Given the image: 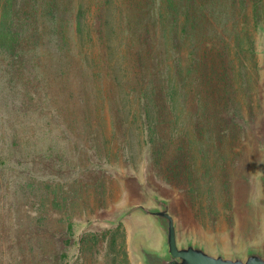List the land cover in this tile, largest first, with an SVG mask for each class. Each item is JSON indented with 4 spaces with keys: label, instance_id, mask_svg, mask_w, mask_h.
<instances>
[{
    "label": "rangeland",
    "instance_id": "rangeland-1",
    "mask_svg": "<svg viewBox=\"0 0 264 264\" xmlns=\"http://www.w3.org/2000/svg\"><path fill=\"white\" fill-rule=\"evenodd\" d=\"M62 2L69 9L63 19L91 34H76L67 60L49 48L55 67L43 75L9 74L0 54V264H146L143 252L162 251V231L153 217L128 211L156 208L154 199L167 202L178 244L224 253L260 245L264 0H179L186 29L177 41L181 99L175 117L161 115L159 158L151 121L134 104L121 106L105 76L113 45L129 41L104 31L100 44L96 33L102 22L135 30L146 4ZM164 53L159 42L140 73L154 55H171ZM118 69L115 63L112 73ZM125 123L131 138L123 147Z\"/></svg>",
    "mask_w": 264,
    "mask_h": 264
},
{
    "label": "trees",
    "instance_id": "trees-1",
    "mask_svg": "<svg viewBox=\"0 0 264 264\" xmlns=\"http://www.w3.org/2000/svg\"><path fill=\"white\" fill-rule=\"evenodd\" d=\"M143 1L146 4V10L136 18L135 30L123 28L121 31L118 25L112 27L102 22L98 25L96 33L100 44L106 42L104 31L106 35H110L111 32L115 36L119 34L118 37L121 36V38L124 34L129 41V44L122 42L113 45L115 59L114 62H106L108 73L105 76H108L111 90L116 87L115 98L121 106L128 103V105L134 104L135 107L143 111L140 113L143 121H151L150 127L154 129V134L157 137L154 143L159 158L163 147L159 133V126L162 122L161 115L166 113V115L175 117L181 99L180 83L176 73L178 69L177 41L179 37H182L183 31L186 34V29L181 28L182 13L179 8V0ZM108 5L112 6L113 0H109ZM81 6L80 2L79 7L81 8ZM68 11L69 9L66 8L62 0H0V54L8 59V64L5 67L9 74H21L35 70V73L43 75L46 69L55 67L50 55L47 58L49 48L55 51L58 57L64 54L67 60V53H72L70 42L73 41L72 44H76V34L81 35L80 39L83 36L85 38L91 35L81 31L79 23L74 25L72 19L69 20L65 17L63 19ZM239 13L242 16L245 15V12ZM239 13L237 14L239 15ZM206 15L207 13L202 9L201 16L204 18ZM233 16L235 15L233 14ZM200 28L201 38L204 39L209 32L208 27L201 22ZM233 38L238 44L243 42L241 34L237 30L234 31ZM159 42L164 44V54L170 53L171 55L167 59L162 54L158 58L154 55L151 58V63H147L140 73L142 64L146 60L149 62L148 59H145L146 56L158 51ZM67 44V49L62 50L63 46ZM125 53L130 55L128 61L126 58H122ZM34 54L35 56L43 54L45 57L39 60L38 58L34 59L32 57ZM115 63L120 69L113 74L112 66ZM131 64H134L137 72L140 73L139 79L134 77ZM166 64H168L167 75L163 74ZM119 75L121 77L117 80ZM138 80L141 82L140 86ZM130 85H134L136 88L129 89ZM36 95L37 93H35ZM103 97L107 99L106 96ZM137 115V113L134 114V116ZM119 130L120 143L125 147L127 139L131 138V128L125 123ZM149 146L153 148L152 141ZM70 230L71 224H68L67 231L70 233Z\"/></svg>",
    "mask_w": 264,
    "mask_h": 264
},
{
    "label": "water",
    "instance_id": "water-1",
    "mask_svg": "<svg viewBox=\"0 0 264 264\" xmlns=\"http://www.w3.org/2000/svg\"><path fill=\"white\" fill-rule=\"evenodd\" d=\"M260 204L264 211V170L260 176ZM156 208L141 205L132 207L128 213L140 210L153 217L159 224L163 235L162 251L143 252L146 264H264V241L260 245L248 246L240 252H210L199 243L178 244L173 218L168 212L167 202L154 199ZM127 213V214H128Z\"/></svg>",
    "mask_w": 264,
    "mask_h": 264
}]
</instances>
